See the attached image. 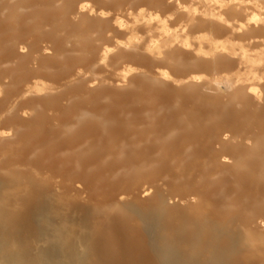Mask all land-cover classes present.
<instances>
[{
	"label": "bare ground",
	"instance_id": "bare-ground-1",
	"mask_svg": "<svg viewBox=\"0 0 264 264\" xmlns=\"http://www.w3.org/2000/svg\"><path fill=\"white\" fill-rule=\"evenodd\" d=\"M0 264H264V0H0Z\"/></svg>",
	"mask_w": 264,
	"mask_h": 264
}]
</instances>
